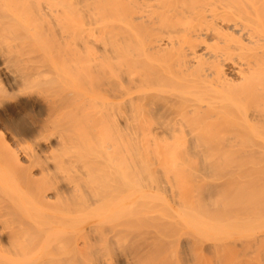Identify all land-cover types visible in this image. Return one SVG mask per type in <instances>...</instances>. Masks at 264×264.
Masks as SVG:
<instances>
[{
    "label": "bare ground",
    "instance_id": "bare-ground-1",
    "mask_svg": "<svg viewBox=\"0 0 264 264\" xmlns=\"http://www.w3.org/2000/svg\"><path fill=\"white\" fill-rule=\"evenodd\" d=\"M25 96L44 119L15 139L29 167L0 132V264H152L151 239L192 264L243 241L203 239L220 190L186 177L264 145V0H0V116ZM240 238L263 248L264 215Z\"/></svg>",
    "mask_w": 264,
    "mask_h": 264
},
{
    "label": "rangeland",
    "instance_id": "rangeland-1",
    "mask_svg": "<svg viewBox=\"0 0 264 264\" xmlns=\"http://www.w3.org/2000/svg\"><path fill=\"white\" fill-rule=\"evenodd\" d=\"M93 80L95 81L96 77H93ZM11 106L14 110L13 112H9L7 109L5 113L2 116H0V132L5 133L6 137H8L7 139L10 143V149L13 151H16L18 150L17 145L19 144L18 143L16 144L17 141H15V139L18 137L23 138L26 131L28 132L29 129L31 130L34 126H36L39 122H41L44 119V115L42 113L43 103L41 99H37L35 98V96H25L23 98L16 97ZM90 121L89 123L93 124V120L91 122ZM29 145L30 144L27 143V144H22L21 146L32 149L33 147ZM231 149H230L231 151L228 150V153L229 151L231 152L229 153L230 155L224 154L226 152L222 153L221 150L219 151L215 150L218 153H212L213 151L210 152L209 155L211 156L213 154L212 155L213 157L211 156L212 157L211 158L209 156L211 159L210 160L207 159L208 163L203 162L204 167H205L204 171L201 168V170L203 171L204 177L203 178L201 177V180L197 182L196 174H193V176L195 175V177H193L192 174L189 172L187 173L186 180L188 182V185L191 184L193 186V189L196 188L194 187L196 185L197 188H199L201 192L206 186H209L210 184L217 186L216 188L220 190L219 194L215 195L216 196L215 199L212 202H210V204L207 207L203 208V212L205 214L206 219H209V220H206L209 223L205 222L204 224L209 229L211 228L210 230L206 232L207 235L203 239L206 240V239L211 238L212 236L213 237H215L216 235L221 236L223 234L225 235L223 236L226 237L227 233L230 234L232 232V235H230L229 239L234 238V239H241L243 241L236 242V244L234 245H232L228 241H224L227 244H229V247H226L223 250L221 249L217 250L218 252L217 257H215L211 251H206L203 248L198 252V249H197L198 246L195 245L196 249L191 248L192 252L194 253L192 264H261L260 261L261 260L263 261L262 258H264V256L261 253H263L264 251L262 252L260 250H264L263 249L264 247L260 248L261 246H259L260 248L259 250L246 248V245H241L242 243L245 242L246 239L240 238V237L248 235L251 230L257 227L262 222V218L264 215V145H260L256 143L255 145H251V146H241V147L231 148ZM219 152L222 153L221 154L222 157ZM16 154L18 155L17 158H18L19 163L23 167H29L27 161H25V158L22 156V154L17 151H16ZM223 155L224 156L227 155V156L223 157ZM189 164L190 166L194 168H196L199 165V164L195 165L194 163H189ZM200 166L202 167L203 165L200 164L198 167L200 168ZM200 173L198 172L197 175ZM32 174H34L35 177H38V174L36 171H32ZM189 174L191 175L189 176ZM161 175L163 174L161 173L160 176ZM186 180H183V182ZM175 181L176 180L174 179L173 182ZM197 188L195 189L194 192L198 194L199 190ZM190 191L192 192V188L190 189ZM165 194L159 195V197L160 196L161 197L157 198V200L153 202V205H155V209L161 210L166 207L174 205L171 202V198L169 199V196H168L169 194L167 195ZM191 195H193V192L191 193ZM196 195H195V198H196ZM183 197L185 199V194ZM190 197H186V198L192 200V196ZM198 197H200V195ZM164 203H165L164 206L166 207H163ZM260 214H262L261 215L262 218L259 216ZM143 215L144 216H139L137 218H134V222L144 232L143 228L146 225H145V221L143 218L146 215L145 214ZM218 221H220L219 223L223 222V224L224 223L229 224V225L224 224L225 226H223V224L221 223L220 228L222 227L221 230L224 229V232H222L223 230L218 231L216 229L215 226L219 225V223L218 225H216ZM213 223H216V224H213ZM210 224L211 225L213 224L215 229L213 227H210L211 226ZM230 225L231 227L229 229L228 226ZM174 226L170 227L169 225L164 228L166 231L163 230V228L162 230L166 233L168 232L167 235L169 236L170 232L171 234L178 232V231L176 232L177 228L175 226L176 228L175 229ZM169 227L171 231L169 230ZM238 228H241V229H238ZM242 231L244 232V234L245 233L247 234L243 235ZM240 232L242 235L239 236L238 234H240ZM219 233L221 234L219 235ZM121 240L122 241H119L120 247L125 253H127L126 248L132 242L125 238ZM135 241L137 242V240ZM160 242L161 241H158L155 239L150 240L148 252L146 254V260L147 261L153 260L152 264H155V263L157 264L158 262H154V261H161L159 258H163V255H166L164 258L169 257L168 259H170V262L167 261V259L166 261L169 263L173 261V263L175 264L176 254L175 253H172L173 255L170 254V250H169L170 246L166 247V245H163L162 242L161 243ZM106 247L109 248V246H106ZM202 250H205V251H202ZM112 251H113V255H110L111 264H122L119 261V259L116 258L117 252L114 247H112ZM194 251H197V253ZM170 256L172 258L174 256V260H172ZM182 257L183 258H181L180 256L181 258L180 260L185 258L184 256ZM177 259L179 260V258H176V261ZM91 261L92 259L90 260L84 259L81 264H91L90 263ZM162 261H165V259ZM167 262L165 263L161 262L160 264H166ZM189 264L191 263L189 262Z\"/></svg>",
    "mask_w": 264,
    "mask_h": 264
}]
</instances>
